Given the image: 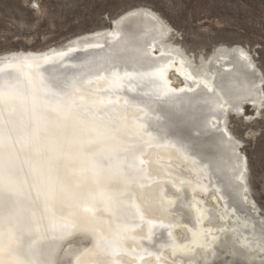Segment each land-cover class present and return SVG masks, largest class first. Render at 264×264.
I'll use <instances>...</instances> for the list:
<instances>
[{"label": "bare ground", "instance_id": "obj_1", "mask_svg": "<svg viewBox=\"0 0 264 264\" xmlns=\"http://www.w3.org/2000/svg\"><path fill=\"white\" fill-rule=\"evenodd\" d=\"M112 24L42 49L0 53V98L17 103L10 99V86L23 77L47 75L60 88L69 85L58 102L43 109L37 101L20 104L18 119L29 120L31 111L32 129H38V118L58 129L62 116L57 114L67 111L63 115L70 117L60 124L66 132L70 124L84 121L92 127L98 121L117 126L113 135L130 136L127 142L133 144L118 149L113 161L109 154L98 157L89 138L72 137L82 142L73 146L79 147L77 169L67 167L52 187L59 188L58 197L36 203L43 211L34 210L32 218L25 211L35 209L33 202L24 199L16 221V196L0 195V264H195L199 253L204 259L209 255L216 228L229 222L237 233L245 219L254 222L252 238L264 241V220L249 198L241 142L227 127L230 114L241 116L250 104L257 110L264 100V76L250 51L220 44L208 53H190L169 39L170 24L145 5L125 10ZM7 107L0 102L2 113ZM32 161H17L25 164L23 178L29 177ZM45 170L39 180L48 175ZM115 174L119 182L110 181ZM92 175L101 176L98 185ZM171 191L179 199L185 192L193 197L192 227ZM49 219L61 227L51 228ZM38 237L43 241L34 245ZM55 245L57 259L46 262ZM260 250L246 245L247 258L264 264Z\"/></svg>", "mask_w": 264, "mask_h": 264}, {"label": "rangeland", "instance_id": "obj_2", "mask_svg": "<svg viewBox=\"0 0 264 264\" xmlns=\"http://www.w3.org/2000/svg\"><path fill=\"white\" fill-rule=\"evenodd\" d=\"M137 5L148 6L160 13L172 28L169 39L190 53H208L220 44L246 47L264 76V0H0V53L60 44L80 33L106 27L108 19ZM262 106L261 115L251 120L256 109L251 104L245 105L243 115L230 114L227 127L241 142L239 152L247 164L249 198L264 220ZM171 192L170 195L177 199L176 205H180L178 212L192 227L189 216L193 197L185 192V197L179 199ZM239 224L237 233L228 227L229 222H223V226L216 228L207 249L209 255L204 259L200 251L195 264H240L241 259L245 264H258L256 258H247L246 245L261 248L257 257H262L264 241L252 238L249 231L253 221L245 219Z\"/></svg>", "mask_w": 264, "mask_h": 264}, {"label": "water", "instance_id": "obj_3", "mask_svg": "<svg viewBox=\"0 0 264 264\" xmlns=\"http://www.w3.org/2000/svg\"><path fill=\"white\" fill-rule=\"evenodd\" d=\"M105 25L112 26L113 25L112 19H108ZM263 85H264V81H263ZM10 88H11L10 92L12 93L10 94V99H13L15 102L17 101L18 104L12 102V100L7 101L3 97L0 98V102L2 101L8 102L7 110L5 111L3 110L2 113L0 109V195L5 196V195L14 194V196H16V198L13 199L15 202H14V210L12 212L14 219H15V214H17L16 221L20 219L19 216L23 215L24 207L26 206L24 199H26V201H31L34 203L35 209L30 208L27 211H25L29 213L27 218H32L34 217V214H36L34 210H36L37 213L39 211H43L40 209L37 210L36 203L40 202L42 204H45L47 202H50L51 197L53 198L58 197L57 195L60 194L58 193L59 188H53L55 189L54 191L56 192L54 194V192L52 191L53 185L58 184L59 182L58 179H61V177H63L60 175L65 173L66 169L67 170L69 169L67 167H73V169L75 170L77 169L76 165H78L79 163V156L75 154V149L78 150L79 147L75 148L73 146L76 145L80 146L82 142L80 143L77 142V140H74L72 137H75V135L77 136L79 135L81 137V141H83V138L85 137L89 138L88 140L91 141V143L93 144L92 147H94L95 150L98 149V155H100L98 157L101 158V156H106V154H109V158L113 161L115 160L114 156L116 155V152H118L119 150H120L119 152H121L125 146H129L132 148L133 144L127 142L130 141L129 140L130 136H126L122 134L113 135L114 133V132L112 133L113 129L114 130L117 129V126L115 125H112L113 127H110L108 125L107 126L104 125V127H102L100 122L94 121L93 123L94 125H92V127H89L81 124L84 123V121H82L75 125L70 124V126L66 127L69 132H66L60 124L63 120H66V118L68 119L70 117V114L69 116L63 115L64 112L67 111L58 112L57 115L62 116L60 119L61 122H59L60 124L57 125L58 129L53 128L54 124H51V121L49 120L45 121L39 118H38V122L37 120H35V122H37L38 124V129L37 130L32 129L33 125L35 124H32V127L29 126L33 121L32 117H30L32 116L31 111H30L31 115H29V120H27L26 118L21 119V117L19 118L20 120L18 119L19 114H21L20 109L21 108L24 109L23 106L20 105L21 103L24 104L25 102H27L26 100H31L33 102L37 101L39 102L38 104L42 106L43 109L44 104H49V103L53 104L54 102H58L59 98H61V95L66 91V89L69 88V85H66L64 88H60L56 84V80L47 78V75L44 76L37 75V77H34L31 80L23 77V79L14 81L11 84ZM13 94H14V98L11 97ZM9 103L17 104V106L15 105L13 106L14 108H11ZM260 109L261 107L255 110L251 120L261 115ZM231 111H232L231 109H228L226 114ZM242 111L243 110L239 112ZM41 112L44 113V111ZM41 112L40 114L38 113L34 115V117L36 116L37 118V116L39 115L42 116ZM13 115L14 118H12ZM15 116L17 117L15 118ZM47 116L48 115H44V117L46 118ZM245 120L247 121V119ZM74 126L80 127L83 133L76 131V128ZM54 127L56 126L54 125ZM51 128L53 131L50 130ZM47 129L49 131H47ZM87 132L88 134H86ZM107 138L114 139V143H107L108 142L106 141L108 140ZM28 158L30 160L31 159L33 160L31 163L28 164V169L30 173L28 174L29 180L27 177L26 178L22 177V173H24L25 170L23 166L25 164L24 165L19 164L20 163L19 160H27ZM100 158H98V160ZM41 162L45 164L39 165V163ZM75 163H76L75 165L76 167H74ZM46 167L48 170V175L46 173L45 174L42 173L44 176H42L41 174L42 177L40 178L41 180H39L38 177L41 173L40 171L42 170L47 172L45 170ZM116 170L118 171V169H115V171ZM100 177L101 176L99 175L98 177L94 175L92 178H90V180L92 181L93 184L96 183V185H98L100 183L98 182ZM111 180H113L112 182L120 181L119 177L116 174L115 176L113 175V177L110 178V181ZM27 181L28 184H26ZM40 181H42V185L40 184L41 183ZM46 185L48 187H46ZM43 187H46L47 190L45 189L46 191H44ZM55 224H56L55 222L52 221L51 223L50 221L51 228L59 229L61 227L59 225L55 226ZM88 225L95 226L94 222H89ZM42 241H43L42 238H40V240L37 241L35 240L34 245H37L38 242L40 243ZM56 259L57 257H56V245H55L51 247L50 252L47 254L46 262H54Z\"/></svg>", "mask_w": 264, "mask_h": 264}]
</instances>
